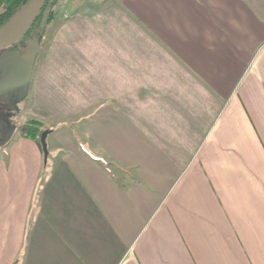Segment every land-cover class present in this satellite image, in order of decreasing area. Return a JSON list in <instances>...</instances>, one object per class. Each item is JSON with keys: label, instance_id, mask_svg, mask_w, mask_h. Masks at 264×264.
Segmentation results:
<instances>
[{"label": "crops", "instance_id": "0c3cea01", "mask_svg": "<svg viewBox=\"0 0 264 264\" xmlns=\"http://www.w3.org/2000/svg\"><path fill=\"white\" fill-rule=\"evenodd\" d=\"M79 1L52 51L84 105L47 162L1 147L0 264H264V0Z\"/></svg>", "mask_w": 264, "mask_h": 264}, {"label": "rangeland", "instance_id": "374dc122", "mask_svg": "<svg viewBox=\"0 0 264 264\" xmlns=\"http://www.w3.org/2000/svg\"><path fill=\"white\" fill-rule=\"evenodd\" d=\"M92 1L94 6L83 5L84 10H89L90 8L93 10L91 12L94 13V10L97 12V10L99 11V9H102L104 12L107 8V0H91V2ZM79 3L84 4L83 0H80ZM98 3H101L103 6L99 7ZM26 6H22L21 11L14 14V16H12L7 9L1 7L0 23L8 17L11 21L16 15L22 13L26 9ZM83 8L81 7L79 10ZM72 13H75V7L69 6L66 0H61L56 3L54 7L46 13L47 18L52 14V19L50 22L45 23L44 28L46 31L44 38L40 43L34 59L33 70L35 69V73L33 79L30 80L27 87H18L0 96V120L4 121L11 128L16 127L17 129L14 133L16 135L20 133L24 134V125L29 122L37 123L38 128L45 131V129H47L45 126L57 125L58 123L63 124L64 127H68L69 125L67 123L70 122V124H74L75 120L79 117L78 111L83 108L84 100H76L70 97V94H67V90L71 89V87L65 85L67 81L66 74L69 72L58 69V67H56L57 65L54 66L55 62L58 63L60 61L57 60L56 56L53 54L54 51H52L56 49V47L58 49H63L65 47V37L67 36L66 30L63 29L64 23L56 24L54 23L55 20L58 16H60L62 20H66ZM53 26L54 28H52ZM24 45L27 46L23 49L24 53L21 55H28L31 57L32 55L28 54L29 47L38 44L37 40H35L32 42L25 41ZM17 48L19 49L18 51L22 49V47H11L0 50V77L2 76L9 58L15 56L10 55V53L14 52ZM63 53L64 52H61L66 59V55ZM69 57L81 58V55L79 57L76 53H70ZM61 62L65 63L64 60ZM34 118L41 120L42 123L39 124ZM81 127V123L76 125L79 132Z\"/></svg>", "mask_w": 264, "mask_h": 264}, {"label": "water", "instance_id": "95a60500", "mask_svg": "<svg viewBox=\"0 0 264 264\" xmlns=\"http://www.w3.org/2000/svg\"><path fill=\"white\" fill-rule=\"evenodd\" d=\"M48 0H31L23 12H27L22 23L12 29L8 26L17 17V15L8 22L4 27L0 28V50L7 49L20 43L31 31L33 25L39 18L42 10L46 6ZM56 0H50L48 6L51 7ZM20 14V13H19ZM18 14V15H19ZM38 46L29 47L28 54L32 55H18L11 61H7L4 72L0 77V96L11 92L18 87H27L33 73L34 59L38 51ZM48 135L49 131H44L40 137V145L44 154L45 162L49 156L48 150ZM5 143L0 144L3 147Z\"/></svg>", "mask_w": 264, "mask_h": 264}, {"label": "trees", "instance_id": "16d2710c", "mask_svg": "<svg viewBox=\"0 0 264 264\" xmlns=\"http://www.w3.org/2000/svg\"><path fill=\"white\" fill-rule=\"evenodd\" d=\"M30 1L31 0H0V8L3 7L7 9L12 14V16H14V14H17L18 12L21 11L22 6L28 5ZM49 1L50 0L47 1L46 6L42 10L39 18L33 25L31 31L20 43L13 46L14 48L19 47L20 45H24L25 41L32 42L35 40H37V44H38L37 46L38 47L40 46V43L43 40L45 31H46L44 28L45 23L50 22V20L52 19V14H50L49 18H47L46 13L49 10H51L54 7V5L60 2L61 0H56L51 7L48 6ZM9 21H10V18L8 17L6 20L0 23V28L4 27ZM24 129H25L24 135L26 138L40 142V137H41L43 130H40L38 128L37 123H34V122L26 123L24 125Z\"/></svg>", "mask_w": 264, "mask_h": 264}, {"label": "flooded vegetation", "instance_id": "af4514ba", "mask_svg": "<svg viewBox=\"0 0 264 264\" xmlns=\"http://www.w3.org/2000/svg\"><path fill=\"white\" fill-rule=\"evenodd\" d=\"M19 47H22V49L20 51H18L19 49L17 48L14 52L10 53V55H12V56L15 55V56H13V58L10 57L9 61H11L12 59L16 58V56L21 55V54L24 53L23 49L26 48V45L25 46L24 45H20ZM16 129H17L16 127L11 128L4 121L0 120V144L5 143L4 146H6L7 143L10 141L12 135L16 132Z\"/></svg>", "mask_w": 264, "mask_h": 264}, {"label": "bare ground", "instance_id": "6f19581e", "mask_svg": "<svg viewBox=\"0 0 264 264\" xmlns=\"http://www.w3.org/2000/svg\"><path fill=\"white\" fill-rule=\"evenodd\" d=\"M26 11L20 13L19 15H17V17L12 21V23L8 26V29H12L15 28L17 26H19L22 21L24 20L25 16H26Z\"/></svg>", "mask_w": 264, "mask_h": 264}]
</instances>
